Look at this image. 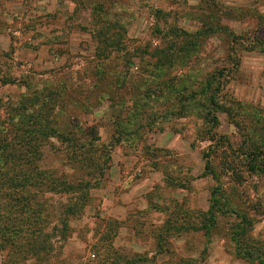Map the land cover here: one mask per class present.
I'll return each mask as SVG.
<instances>
[{
  "label": "rangeland",
  "instance_id": "1",
  "mask_svg": "<svg viewBox=\"0 0 264 264\" xmlns=\"http://www.w3.org/2000/svg\"><path fill=\"white\" fill-rule=\"evenodd\" d=\"M99 1L0 0V118L26 92L19 85H5L7 78L17 84L34 78L79 86L80 95L66 97L74 119L58 114L60 129L90 135L81 140L93 142L94 153L103 147L101 163H106L104 177L93 181L96 188L83 216L71 222L67 242L52 229L62 207L77 200L73 195L45 193L35 202H16L9 199L16 193L4 189L0 206L5 214L6 205L15 208L18 202L31 212L35 206L51 209V264L95 261L94 244L110 229L120 255L145 257L147 264H259L258 254L264 253L259 244L264 243V173L240 169L232 176L224 170L230 161L242 167L253 165V159L264 160L257 151L264 146V129L250 134L253 127L264 125V0H108L109 20L123 26L118 30L124 52L113 53L106 67L108 80L99 81L98 95H90L89 105L79 107L76 100L86 103L102 65L95 58L91 17L96 12L90 7ZM211 21L216 23L213 31L201 40L189 67L156 69L157 49L167 57L172 46L180 48L187 41L171 31L194 34ZM217 26L222 29L217 31ZM231 33L238 40L232 41ZM194 70L200 80L226 71L220 84L211 78L203 99L217 96V104L203 117L204 109L197 108L190 116H166L150 126L147 122L141 131L118 136L116 110L123 108L126 116L133 109L125 86L141 91L149 81L148 88L160 91L165 83ZM199 85L195 90H201ZM96 96H102L100 104ZM52 143L55 153L46 166L64 170V147ZM206 154L212 156L209 172ZM239 215L249 223L240 224ZM169 222L184 228L162 235L160 241L159 232ZM42 240L34 241L39 245ZM8 259L5 253L0 264H8Z\"/></svg>",
  "mask_w": 264,
  "mask_h": 264
},
{
  "label": "trees",
  "instance_id": "2",
  "mask_svg": "<svg viewBox=\"0 0 264 264\" xmlns=\"http://www.w3.org/2000/svg\"><path fill=\"white\" fill-rule=\"evenodd\" d=\"M200 1L202 3L209 2V0ZM107 4L108 0H101L99 3L90 5L91 9L96 12L95 16L91 17L93 36L97 45L95 58L102 65L97 68V76H99L97 82L89 90L90 94L85 95L86 103H80L79 100H76L75 103H79L77 104L79 107L89 105L87 99L90 95H98L97 92H99L101 86V84H98L99 81L108 80L106 67L107 63L113 58V53L119 56L123 55L124 52L122 46L124 40L120 37L118 30L123 26H120L116 21L111 23ZM213 24L212 21L204 23L206 29L199 30L194 34L178 29L171 31L175 37H179L181 34L186 38L184 41H187L182 42L180 48L172 46L169 49L171 53L167 57L163 55L165 51L157 49L153 56L158 58L156 69L162 71L166 66H169V69L179 66L183 69L189 67L196 55L199 43L213 31L216 23ZM221 29L220 26L216 27L217 31ZM230 35L233 36L232 41L238 40L234 33ZM225 72L223 70L207 77L205 80H200V78L197 79L199 76L197 70L188 71L184 76H177V80L172 79L165 83L164 88H159L160 91L151 86L148 88L149 81L141 91H138L139 88L135 89L134 87L128 89L125 84H121L120 90L125 89L124 92H129L133 109L126 113V116L121 114L124 111L123 108L116 110L118 136L124 137L141 131L147 122H149L147 126H150V123H157L159 121L157 119L166 116H171L169 118H172V116L178 118L186 115L190 116L197 108L204 109L201 112V117H203L205 112L210 110V107L217 104V96L209 95L206 100L203 99V96L207 95L208 89L211 87V78L214 76V79L220 84L226 77L224 76ZM156 79L159 80V77ZM198 83L202 85H199L201 90L197 91L195 86ZM4 84L19 85L18 87L26 89V92L21 94L16 102H12L8 113L0 118V202L6 197V192H2L4 189L9 194L16 193V197L14 194L9 197L10 201L14 199L16 202H35L38 198H41L39 195L45 193L67 197L73 195L77 200L70 201L69 206L64 205L62 207V214L58 219V223L52 229V231H59L62 239L67 242L72 232L70 227L72 220H77L78 217L83 216L88 205L90 192L96 188L93 181L96 180L97 182V179L104 177V172H106V163H101L104 153L103 147H101V150L97 149V153H94V143L81 140L90 137V135L81 131H77L78 134L76 132H74L75 134L66 133L65 130L60 129L59 122L62 116L57 118L58 114L65 115V120L74 119V117H70L74 113L69 109L66 97L72 92L80 95L77 88L81 87L76 86L73 88L66 82L55 84V82H43L34 78H25L22 83L18 84L15 80L7 78ZM101 97L96 96L99 99L98 104L102 101ZM154 112H159V114ZM212 119L217 127L218 121ZM137 123H139L138 127H136ZM76 127L80 128V125L76 124ZM263 129L264 125L255 126L250 134H259L258 132ZM53 140L64 147L62 148V150L64 149L63 160L66 164L64 170L50 169L46 166L47 160L52 157L50 153L54 152ZM246 146H248V149H252L249 143ZM257 151H259L258 154L264 155V146L259 145ZM251 155V153L248 154V156ZM205 158V168L209 172L212 168V156L206 154ZM252 164L241 167V165L230 161L224 172L231 173L232 176L233 173L235 175V172L237 176L240 169L246 172L264 173L263 159H253ZM6 186H8V189ZM24 194H28V196H22ZM18 203L15 208H10L11 204L6 205L7 214L4 212V207L0 206V259L6 253L9 257L8 264H18L26 259L33 260L34 264H51L53 250L48 241L50 234L47 233V224H51L52 220L55 219H51V209L47 211L45 208L43 211L39 209V206H35L34 211L31 212L27 209V206L20 207L21 202ZM237 218L240 220V224L246 225L249 223L248 218L245 216L239 215ZM175 227L171 225V222L165 225L163 230L159 232V240H164L163 236L166 233L180 232V229L184 228L183 226H179L178 229ZM244 232L243 230L242 234ZM101 235L100 240H97L94 244L96 255H92L97 259L83 264H147L149 262L145 257L120 255L113 244L114 232L111 229ZM41 237L44 240L41 241V244H36L37 242L34 240ZM259 244L264 245L261 242ZM158 247H161V244ZM258 256L260 259L258 260L259 264H264V253H259ZM248 259L253 260L255 258L249 257Z\"/></svg>",
  "mask_w": 264,
  "mask_h": 264
}]
</instances>
